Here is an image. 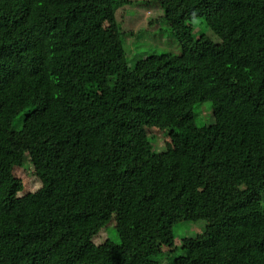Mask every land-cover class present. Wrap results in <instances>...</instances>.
Here are the masks:
<instances>
[{
  "label": "trees",
  "instance_id": "trees-1",
  "mask_svg": "<svg viewBox=\"0 0 264 264\" xmlns=\"http://www.w3.org/2000/svg\"><path fill=\"white\" fill-rule=\"evenodd\" d=\"M176 3L0 0V264H264V0ZM154 4L180 54L130 66L116 43L99 59L116 12ZM197 19L221 50L194 38ZM25 161L41 184L29 199L14 189ZM181 213L203 227L176 244Z\"/></svg>",
  "mask_w": 264,
  "mask_h": 264
},
{
  "label": "rangeland",
  "instance_id": "rangeland-1",
  "mask_svg": "<svg viewBox=\"0 0 264 264\" xmlns=\"http://www.w3.org/2000/svg\"><path fill=\"white\" fill-rule=\"evenodd\" d=\"M161 4H165L169 9L177 8L176 0H159ZM160 5L154 4L152 7L125 6L116 13V23L118 28L113 29L105 26L104 34L98 38V46L100 48L99 59L111 56L113 53L112 46L116 43L121 44L124 52L128 56V63L133 66L140 58L148 54H174L179 55L181 52L180 45L174 35L171 34L169 26L159 17L163 12ZM159 18L160 20H157ZM155 21L153 25L150 22ZM194 30L195 38L202 37L203 41L209 45L214 51L221 50L218 40L207 30L201 19H197L191 23ZM132 32V33H131ZM206 109L201 118L202 125H210L213 123L211 112L208 104L202 106V110ZM147 133L156 138L153 149L161 155L163 150L169 147V139L164 135L162 125L158 122L150 124ZM21 135H24L23 133ZM216 138L218 135L215 134ZM19 137V136H18ZM23 139V136L22 138ZM21 149V144L15 145ZM157 155L156 159L160 161L159 168L163 167L162 157ZM28 163V164H27ZM30 163L24 162V167L14 169L15 177V193L18 197L29 199L41 193L40 182L31 174ZM88 219L97 227L100 234L96 239L107 255L117 252L115 245L109 241L106 232H112L113 223H110L99 211L92 209L87 215ZM174 229V240L176 244L180 243L182 237H193L201 233L203 224L196 220L194 215L175 214L171 219ZM114 234V233H112ZM249 235V234H248ZM247 237V234L245 235ZM164 264H167L164 262Z\"/></svg>",
  "mask_w": 264,
  "mask_h": 264
},
{
  "label": "clouds",
  "instance_id": "clouds-1",
  "mask_svg": "<svg viewBox=\"0 0 264 264\" xmlns=\"http://www.w3.org/2000/svg\"><path fill=\"white\" fill-rule=\"evenodd\" d=\"M163 17V14H162V16H161V18ZM160 18V19H161ZM164 21V20H163ZM165 22V21H164ZM166 23V22H165ZM167 24V23H166ZM168 26H169V24H167ZM175 37V36H174ZM176 38V37H175ZM194 38H195V36H194ZM198 38H202V37H198ZM177 39V38H176ZM178 41V40H177ZM179 43V42H178ZM180 45V44H179ZM181 48V47H180ZM221 48H222V46H221Z\"/></svg>",
  "mask_w": 264,
  "mask_h": 264
}]
</instances>
